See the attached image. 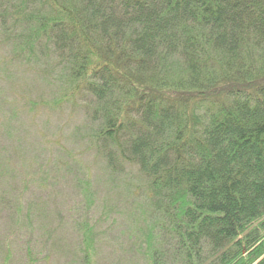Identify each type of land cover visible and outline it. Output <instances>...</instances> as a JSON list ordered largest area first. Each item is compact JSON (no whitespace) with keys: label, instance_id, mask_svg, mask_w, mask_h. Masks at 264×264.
I'll return each mask as SVG.
<instances>
[{"label":"trees","instance_id":"trees-1","mask_svg":"<svg viewBox=\"0 0 264 264\" xmlns=\"http://www.w3.org/2000/svg\"><path fill=\"white\" fill-rule=\"evenodd\" d=\"M0 23L137 178L144 264H264V0H0Z\"/></svg>","mask_w":264,"mask_h":264},{"label":"rangeland","instance_id":"rangeland-1","mask_svg":"<svg viewBox=\"0 0 264 264\" xmlns=\"http://www.w3.org/2000/svg\"><path fill=\"white\" fill-rule=\"evenodd\" d=\"M3 27L0 264H144L137 178L110 175L88 146L84 101L59 100V84L42 63L22 62ZM82 225L93 229L87 254Z\"/></svg>","mask_w":264,"mask_h":264}]
</instances>
